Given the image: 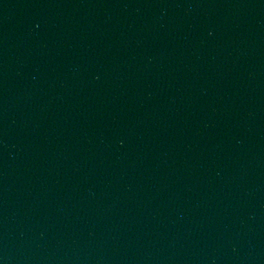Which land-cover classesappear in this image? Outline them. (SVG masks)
<instances>
[{
	"label": "water",
	"instance_id": "water-1",
	"mask_svg": "<svg viewBox=\"0 0 264 264\" xmlns=\"http://www.w3.org/2000/svg\"><path fill=\"white\" fill-rule=\"evenodd\" d=\"M0 264H264V0H0Z\"/></svg>",
	"mask_w": 264,
	"mask_h": 264
}]
</instances>
